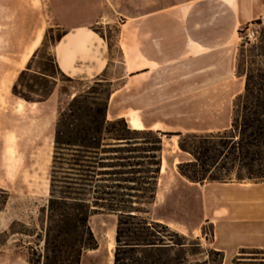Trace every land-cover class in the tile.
I'll return each instance as SVG.
<instances>
[{
    "label": "crops",
    "instance_id": "0c3cea01",
    "mask_svg": "<svg viewBox=\"0 0 264 264\" xmlns=\"http://www.w3.org/2000/svg\"><path fill=\"white\" fill-rule=\"evenodd\" d=\"M0 1L6 3L5 8L0 10V49L18 51L12 65L15 77L25 69L35 50L41 46L46 31L59 28L67 34L51 47V51L61 72L72 80H95L108 68L109 47L106 38L100 37L93 29L117 23L116 38L121 64L126 71L131 70L127 75L110 78L112 83L121 81V85L113 90L109 98L106 118H124L130 128V119H138L142 130L161 132H171L169 130L175 127L162 121L148 123L145 120V113L166 101L154 103L156 99L185 96L178 86L186 79L183 71L187 68L195 73L201 62L206 63L205 71L211 80H233L239 29L264 19V0ZM25 56L27 58L23 61ZM238 80L240 90L232 97L243 90L244 77L240 76ZM143 81L144 84L140 85ZM11 83L4 96H0V189L4 190H8L12 160L35 162V173H48L59 111L77 93L57 82L46 101L28 103L7 95ZM124 96L130 97L131 106L122 103L120 99ZM139 98H143L141 103ZM113 99L115 105L111 108ZM162 142L161 160H164L163 139ZM172 146L175 149L174 144ZM173 159L175 161L176 158ZM180 162L173 163L171 173H174V180L186 184L187 181L176 170ZM234 185L238 187H230ZM220 186V191H211L210 196H204V217L196 227H188L167 217L153 220L191 236L201 233L202 224H210L213 234L210 244L213 250L223 253L222 264H230L241 249L264 251V196L258 198L255 194L251 197L237 194V191L253 193L264 188V182L255 184L256 187L251 189L234 183ZM164 187L160 188L158 178L153 208L174 202L171 193L173 187ZM14 221L21 222V219L14 217L6 204L0 210V235L7 232ZM13 236L9 235L0 246V264L19 263L16 239L11 240ZM227 242L230 243L229 250Z\"/></svg>",
    "mask_w": 264,
    "mask_h": 264
},
{
    "label": "trees",
    "instance_id": "16d2710c",
    "mask_svg": "<svg viewBox=\"0 0 264 264\" xmlns=\"http://www.w3.org/2000/svg\"><path fill=\"white\" fill-rule=\"evenodd\" d=\"M253 24L261 25V21ZM53 30H57L54 37ZM93 31L107 40L97 28ZM66 34L59 28L46 31L12 86L14 96L28 103L43 102L58 81L71 80L51 51ZM249 52V61L242 63L240 56L237 60V72L244 77L243 92L234 100L230 127L222 131L133 130L124 118L107 120L113 92L107 68L85 91L73 96L55 123L49 194L39 210L41 232H15V225L26 230L18 221L9 227L12 234L37 236L38 244L27 247V264H81L83 254L98 247L89 218L99 212L117 218L112 264H199L190 261L198 254L197 239L144 216L155 200L162 138L176 137L178 149L190 157L176 166L189 183L264 182V28ZM38 57V69L32 70ZM247 250L241 249L233 263H243L242 257L251 255L249 264H264L263 250ZM223 260L222 252L211 249L200 264H222Z\"/></svg>",
    "mask_w": 264,
    "mask_h": 264
},
{
    "label": "rangeland",
    "instance_id": "374dc122",
    "mask_svg": "<svg viewBox=\"0 0 264 264\" xmlns=\"http://www.w3.org/2000/svg\"><path fill=\"white\" fill-rule=\"evenodd\" d=\"M5 6L6 3L0 1V10H3ZM260 21L261 25L252 23L251 25L243 26L239 29L240 33H238L237 40L235 77L233 80L224 82H215L211 80L210 76H208L205 71L206 63L202 62L198 71L195 73L192 72L191 69L189 70L185 68L183 72L186 74V79L178 83L180 92L184 93L185 96H181L179 98L171 97L168 99L165 97L164 99H156L154 103L160 104L162 100L166 101L164 104L151 109V112L148 114L145 113V120L148 123L154 122L155 120L166 122L170 126L175 127L171 128L169 131H181L183 133L205 134L217 132L215 131L216 129L230 127L233 113V103L237 96L232 97V95L240 90L238 77H240L241 73L237 72V60L241 53V44H244L243 51L240 56L243 63L245 61H249V55L252 54L249 52V49L252 45H256V42L259 39V32L264 28V19H260ZM117 25L118 24L116 23L98 27V30H100V32L107 37L109 47L108 68L106 72V78L108 79L118 78L121 75H127L131 70L128 69L126 71L125 67L121 64L122 60L117 48ZM53 31L54 32L51 34L52 37L57 34V30ZM49 46L50 41L48 39L46 43V50ZM17 52V50L12 49H0V96H4V92L11 81L10 92H7V95L14 96L11 89L19 74L16 77L14 76V72L12 73V65ZM39 61L40 57L34 60L31 66L32 70L38 69ZM200 70L202 72H199ZM58 82L71 87L77 92L76 94L85 91L87 87L92 84V81H77L72 79L70 81ZM141 84H144V81L142 83L140 82V85ZM120 85L121 81L113 82L112 89L115 90ZM242 92L243 90L241 93ZM120 100L125 106L132 105L129 96H124V98ZM142 100L143 98H139L140 103ZM1 105L2 98L0 97V106ZM114 105L115 99L111 101V108H113ZM61 111H59V113ZM208 130L212 131L208 132ZM162 139L164 140L163 157L165 156L164 161L166 163V168L165 172L159 177V183L161 189H163L165 185H171L173 187L171 188V193L174 202H170L167 206L157 208H153L151 205L147 208L148 213L144 216L151 220L160 217H167L171 220L182 222L188 227H196L200 223L201 218L204 217L205 201L204 203L202 202L204 200V196H210V193L215 190L220 191L219 189H221L222 186H220L219 183L209 182H204L199 185H189L188 182L185 184V182L180 180H174V173H171L173 163L178 160H188L190 157L187 154L174 149L172 146L173 143L168 140V137L164 136ZM176 141H178L177 138ZM173 151L175 152L173 153ZM173 158H176L175 161ZM34 164L35 162H17L14 160L10 162V173L7 180L8 190L0 189V210L7 204L11 214L17 219H21L20 223L26 225V230L22 229L19 225L13 226V230L15 232L23 231L25 233H35L36 235H39L41 232L38 221L39 210L47 203L49 194L50 167L48 173H35ZM7 170L8 168H6V171ZM234 184L246 185L243 186L244 189L256 187L254 186L255 183L248 182ZM230 187L238 186L234 185ZM237 194L245 197H251L252 194H255L258 198H260L261 196H264V188L257 189L253 193L250 191H237ZM208 204L210 203L208 202ZM252 206H257V204H253ZM116 222L117 218L115 215L107 214L105 212H99L89 218V225L94 233L98 247L94 251L85 252L83 254L81 264H107L106 256L108 253V246L110 241H112V237L114 239ZM201 227L203 229V234L202 232L193 234L194 238L199 242V250L198 254L190 259L192 263H203L207 260L208 252L213 249V246L210 244L212 226L210 224H202ZM9 235H12L9 229L7 232L0 235V246L4 244ZM36 235L28 236L25 234H14L11 238V240L16 239V253L20 256L18 257L19 263L15 262V264H27V247L30 245L34 247L38 244ZM186 236L188 237L189 235ZM228 244L230 243H226L227 250L230 249V245ZM42 245L43 244L41 243L39 248H41ZM113 249L114 245L112 253ZM247 252H252V250L248 249ZM252 257L254 256H243V260H240V262L243 263L240 264H249L250 262H253L248 260ZM257 257L262 258L263 256L258 255ZM234 260L235 258L232 259L230 264H234Z\"/></svg>",
    "mask_w": 264,
    "mask_h": 264
},
{
    "label": "bare ground",
    "instance_id": "6f19581e",
    "mask_svg": "<svg viewBox=\"0 0 264 264\" xmlns=\"http://www.w3.org/2000/svg\"><path fill=\"white\" fill-rule=\"evenodd\" d=\"M27 58V56H25L24 58H23V61H25V59ZM133 116V115H132ZM138 120V119H137ZM136 119H134V118H131L130 119V126H131V129H133V130H142V127H141V125L138 123V121H137ZM169 141L171 142V143H173L174 144V146H175V149L177 150L178 149V147H177V141H176V138L175 137H172V138H169ZM166 142V141H165ZM163 143V142H162ZM166 145V144H165ZM168 149V148H167ZM173 149V148H172ZM175 151H173V153H174ZM165 157V156H164ZM161 162H162V165H161V171H160V174H163L164 172H165V168H166V163H165V161L164 160H161ZM159 185V184H158ZM159 197V196H158ZM110 240H111V238H110ZM113 245H114V239H113V237H112V241H110V243H109V246H108V253H107V256H106V263L107 264H112V258H113V253H112V248H113Z\"/></svg>",
    "mask_w": 264,
    "mask_h": 264
}]
</instances>
